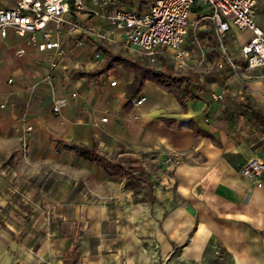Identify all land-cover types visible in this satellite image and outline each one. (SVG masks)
I'll return each instance as SVG.
<instances>
[{
    "label": "crops",
    "instance_id": "obj_1",
    "mask_svg": "<svg viewBox=\"0 0 264 264\" xmlns=\"http://www.w3.org/2000/svg\"><path fill=\"white\" fill-rule=\"evenodd\" d=\"M16 1L0 0V9ZM100 1L85 6L100 12ZM150 4L109 0L107 10L143 15ZM262 11L259 0L264 29ZM64 18L107 27L84 12ZM235 30L247 38L231 36L226 46L239 58L250 32ZM71 37L67 23L53 29L66 52L53 71L26 37H0V264H264V171L252 180L239 174L252 157L264 162V126L244 107L264 117V68L238 67V76L179 96L146 81L129 100L133 70L101 69L104 49L131 51L91 40L74 46ZM200 46L218 58L209 26L192 27L180 49L195 59ZM218 93L221 100L212 97ZM62 96L68 103L53 114ZM19 120L33 126L29 137L14 132ZM80 148L118 162L122 175H108ZM166 157L179 163L166 165ZM131 179L145 196L126 187Z\"/></svg>",
    "mask_w": 264,
    "mask_h": 264
},
{
    "label": "built area",
    "instance_id": "obj_2",
    "mask_svg": "<svg viewBox=\"0 0 264 264\" xmlns=\"http://www.w3.org/2000/svg\"><path fill=\"white\" fill-rule=\"evenodd\" d=\"M259 0H151L148 11L138 15L130 10H107L109 0L101 1V11L89 10L85 0H17L13 8L0 9V37L5 38L9 30L20 37H26L30 45L37 47L45 54V62L50 71L62 66L66 57L64 42L52 39L53 29L58 30L64 24L69 25L72 37L69 41L74 46H81L85 41L102 43L107 46L121 45L131 51V54L141 56L149 64H161L168 57L179 69L186 66L187 51L180 49L181 44L189 34V30L198 26H209L217 46L219 69L229 67L236 71V61L231 59L227 50V42L232 36V29L248 30L250 37L238 47L239 60L248 71L264 68V29L256 23V11ZM194 6L199 8L197 18L191 22L190 14ZM87 13L98 17L104 22L106 29L86 26L79 21H66L65 14ZM120 33L119 38L116 34ZM20 52V51H19ZM204 48H199V56L205 57ZM96 59L100 53H95ZM199 57V58H200ZM12 80L9 79V83ZM45 81L47 76L36 81L34 89ZM110 85H116L111 81ZM69 98L77 94L71 92ZM215 100L222 99V93L212 94ZM145 100L141 97L134 101L139 106ZM68 103V97L62 96L53 100L51 112L58 115ZM6 106L5 100H0V108ZM107 118H102L106 122ZM14 132L23 137H29L33 126L19 120L14 126ZM164 164H178V159L166 157ZM264 171V162L252 157L239 169V174L252 180Z\"/></svg>",
    "mask_w": 264,
    "mask_h": 264
},
{
    "label": "trees",
    "instance_id": "obj_3",
    "mask_svg": "<svg viewBox=\"0 0 264 264\" xmlns=\"http://www.w3.org/2000/svg\"><path fill=\"white\" fill-rule=\"evenodd\" d=\"M262 14H264V11H262ZM210 44L214 47L213 40ZM104 52L106 60L101 69L103 72L111 70L116 66H122L133 70L134 79L128 89L129 100L133 99L141 91L146 81L154 82L164 90L172 92L175 96H179L182 92H188L190 88L191 80L188 77L174 75L168 69L162 71L155 70L150 66L137 63L132 59L115 54L110 50L104 49ZM244 107L249 109L252 112L253 117L264 126V117H262L256 110L247 106ZM80 151L87 159L98 163L108 175H122V169L118 162L112 161L93 149L80 148Z\"/></svg>",
    "mask_w": 264,
    "mask_h": 264
},
{
    "label": "rangeland",
    "instance_id": "obj_4",
    "mask_svg": "<svg viewBox=\"0 0 264 264\" xmlns=\"http://www.w3.org/2000/svg\"><path fill=\"white\" fill-rule=\"evenodd\" d=\"M101 4V1H100ZM194 8V7H193ZM194 10V9H193ZM260 14V13H259ZM257 14V15H259ZM256 23L260 26V19L256 18ZM199 31H197L198 34ZM233 39H239L243 40L246 39L247 36L238 33L235 29H232L231 31ZM82 46V45H81ZM199 48H202L201 46L198 47V53L196 58H191V56H187L184 60L186 63V66L183 69L177 68V66L168 58L165 57L162 60L161 64H149L145 58L135 55V54H124L122 57L132 59L136 61L137 63L150 66L151 68L155 70L162 71L164 69H168L172 74L177 76H184L188 77L191 80L190 86L192 89H206L211 83L214 82H221L222 80L226 79V76H238V67L241 69H245L244 65L237 60L238 58L236 56H229L231 59H234L237 63L236 65V71L231 70L229 67H226L225 69H219L216 66V60L218 59L216 55L214 54H206L205 57L199 56ZM200 57V58H199ZM192 61V62H191ZM246 70V69H245ZM126 187H131L136 190V193L138 195H141L139 198H142L146 194V187L141 183L138 182L136 184L135 181L132 179L127 181Z\"/></svg>",
    "mask_w": 264,
    "mask_h": 264
},
{
    "label": "bare ground",
    "instance_id": "obj_5",
    "mask_svg": "<svg viewBox=\"0 0 264 264\" xmlns=\"http://www.w3.org/2000/svg\"><path fill=\"white\" fill-rule=\"evenodd\" d=\"M191 17V16H190Z\"/></svg>",
    "mask_w": 264,
    "mask_h": 264
}]
</instances>
